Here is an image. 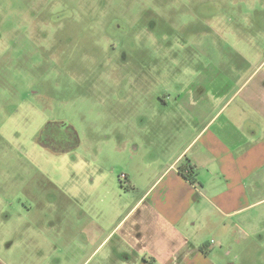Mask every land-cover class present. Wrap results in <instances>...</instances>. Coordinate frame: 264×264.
I'll return each mask as SVG.
<instances>
[{
  "label": "rangeland",
  "instance_id": "rangeland-1",
  "mask_svg": "<svg viewBox=\"0 0 264 264\" xmlns=\"http://www.w3.org/2000/svg\"><path fill=\"white\" fill-rule=\"evenodd\" d=\"M256 61L264 0H0V225H59L62 247L109 224L123 176L142 187L176 151L178 94ZM260 218L214 240L215 264H264Z\"/></svg>",
  "mask_w": 264,
  "mask_h": 264
},
{
  "label": "crops",
  "instance_id": "crops-1",
  "mask_svg": "<svg viewBox=\"0 0 264 264\" xmlns=\"http://www.w3.org/2000/svg\"><path fill=\"white\" fill-rule=\"evenodd\" d=\"M210 67L212 80L176 97V151L146 165L142 187L125 176L127 200L102 212L109 224L82 225L61 247L59 225L40 240L2 213L0 264H215L214 240L246 236L264 214V62ZM186 163L194 184L178 171Z\"/></svg>",
  "mask_w": 264,
  "mask_h": 264
},
{
  "label": "trees",
  "instance_id": "trees-1",
  "mask_svg": "<svg viewBox=\"0 0 264 264\" xmlns=\"http://www.w3.org/2000/svg\"><path fill=\"white\" fill-rule=\"evenodd\" d=\"M178 171L180 172V174L186 173V176H185L186 179L192 184L195 183L194 178H193L192 168H191V166H189L188 163H186L182 167H179Z\"/></svg>",
  "mask_w": 264,
  "mask_h": 264
},
{
  "label": "built area",
  "instance_id": "built-area-1",
  "mask_svg": "<svg viewBox=\"0 0 264 264\" xmlns=\"http://www.w3.org/2000/svg\"><path fill=\"white\" fill-rule=\"evenodd\" d=\"M123 179L125 180V176H123Z\"/></svg>",
  "mask_w": 264,
  "mask_h": 264
}]
</instances>
